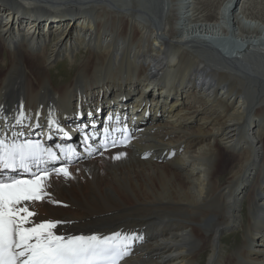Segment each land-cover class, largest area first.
<instances>
[{"label": "bare ground", "instance_id": "6f19581e", "mask_svg": "<svg viewBox=\"0 0 264 264\" xmlns=\"http://www.w3.org/2000/svg\"><path fill=\"white\" fill-rule=\"evenodd\" d=\"M239 1L206 19L212 0H0V135L133 127L49 160L71 177L46 182L36 223L134 233L122 264H264V21Z\"/></svg>", "mask_w": 264, "mask_h": 264}, {"label": "snow or ice", "instance_id": "6c2138e0", "mask_svg": "<svg viewBox=\"0 0 264 264\" xmlns=\"http://www.w3.org/2000/svg\"><path fill=\"white\" fill-rule=\"evenodd\" d=\"M23 116L21 112L17 124H22ZM49 123L52 126L55 121ZM56 147L69 160L75 155L72 145L66 146L67 151L62 145ZM123 155L121 152L112 158ZM59 159L51 147H45L38 139H0V264H120L138 238L134 233L57 234L61 221L49 219L36 223L33 219L39 214L30 208L49 195L45 188L50 177H71L66 165L51 170L38 168L30 178L3 174L4 170L16 169L29 173L33 164Z\"/></svg>", "mask_w": 264, "mask_h": 264}, {"label": "rangeland", "instance_id": "374dc122", "mask_svg": "<svg viewBox=\"0 0 264 264\" xmlns=\"http://www.w3.org/2000/svg\"><path fill=\"white\" fill-rule=\"evenodd\" d=\"M213 1V5L208 7L209 9H200L202 10V12L200 14H202L204 16V18H209V19H213L218 11V6L222 4L223 0H212ZM243 0H240L238 3V6L240 4H242ZM248 2L250 3V7L248 10V13L253 16L254 18L257 19H261V21H264V0H248ZM205 12V14H204ZM208 14V15H207ZM2 59V54L0 53V60ZM58 72H52V75L54 77L57 78V80L60 82L63 80V78L65 77L66 73L69 72V70L67 71L66 69H69V67L64 64V63H60L58 66ZM74 71H71V73ZM142 85V84H141ZM188 136V135H187ZM173 141H177L180 142L181 139L178 136H172L171 137ZM229 232H227V236H226V240H228V244H234L235 242H237L238 236L234 235V234H228ZM226 246V245H225Z\"/></svg>", "mask_w": 264, "mask_h": 264}]
</instances>
